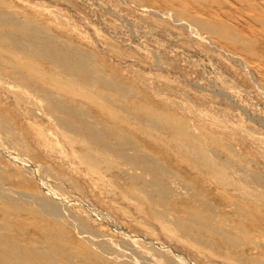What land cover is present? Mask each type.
I'll return each mask as SVG.
<instances>
[{
  "label": "rangeland",
  "instance_id": "374dc122",
  "mask_svg": "<svg viewBox=\"0 0 264 264\" xmlns=\"http://www.w3.org/2000/svg\"><path fill=\"white\" fill-rule=\"evenodd\" d=\"M0 264H264V0H0Z\"/></svg>",
  "mask_w": 264,
  "mask_h": 264
},
{
  "label": "bare ground",
  "instance_id": "6f19581e",
  "mask_svg": "<svg viewBox=\"0 0 264 264\" xmlns=\"http://www.w3.org/2000/svg\"><path fill=\"white\" fill-rule=\"evenodd\" d=\"M117 154H118V157H120V159H122L123 156H124V154H121L120 152H119V153L117 152ZM84 238H85V237H84ZM87 240H88V239H87ZM90 243H91V242H90ZM115 256H116V255H115ZM115 256H114V257H115ZM116 258H117V256H116ZM151 261H152V260H151ZM149 262H150V261H149Z\"/></svg>",
  "mask_w": 264,
  "mask_h": 264
}]
</instances>
